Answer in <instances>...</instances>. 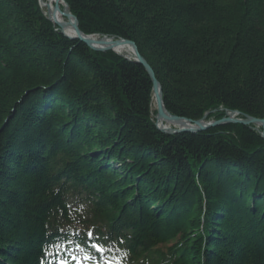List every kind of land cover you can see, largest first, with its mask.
Returning <instances> with one entry per match:
<instances>
[{
  "label": "trees",
  "instance_id": "trees-1",
  "mask_svg": "<svg viewBox=\"0 0 264 264\" xmlns=\"http://www.w3.org/2000/svg\"><path fill=\"white\" fill-rule=\"evenodd\" d=\"M64 1L85 34L136 43L170 113L264 118V0ZM153 93L38 0H0V264L77 243L115 264H264L261 131L163 132Z\"/></svg>",
  "mask_w": 264,
  "mask_h": 264
},
{
  "label": "water",
  "instance_id": "water-1",
  "mask_svg": "<svg viewBox=\"0 0 264 264\" xmlns=\"http://www.w3.org/2000/svg\"><path fill=\"white\" fill-rule=\"evenodd\" d=\"M58 1H62L64 4L63 9H64V14L66 17H71L74 19L73 22V26H74V31L75 34L73 36H68L64 33V31L60 28L61 33H63L64 35L68 36L69 38L72 39H80L82 41H84L86 44H88L92 49L96 50V51H106V50H114L115 52H117L113 45H118L120 43H127V44H131L133 45V48L135 50V56L134 57H128L125 56L128 59H134L136 62L142 64L145 66L146 70L148 71L152 81H153V92H158L159 90V94L156 96L157 99V117H163L167 120H185L188 123V127H184V128H180V129H170V130H165L162 128H159L160 130H162L163 132L166 133H177V132H181V131H191V132H199V131H204L207 130L211 127H215V126H220V125H224V124H229V123H239V124H244V125H250L251 123H259L262 125L263 127V131L261 132L263 138H264V118H258V117H254V116H250V115H246L242 118H237L234 117L232 115H228V117H222L219 120H205V117L207 114H205V116L202 119H198V120H191L185 117H180L177 116L175 114L170 113L164 104V100H163V94H162V86L161 83L159 82V80L156 78V75L154 73V70L152 69V67L148 64V62L145 60V58L139 53L137 45L134 41L130 40V39H125V38H116L114 43L111 44H102L104 38H106L108 35H104L99 42H92L91 41V37L92 35H96V34H85L80 26H79V20L78 18L71 12V10L68 7V4L64 1V0H58ZM60 7L59 3L56 4V9L58 10ZM53 22V21H52ZM54 23V22H53ZM57 26L60 27V24H56ZM113 38V37H112ZM102 44V45H101ZM118 53V52H117ZM120 54V53H119ZM122 55V54H121ZM232 113H237L240 114L239 111L237 110H233L231 111Z\"/></svg>",
  "mask_w": 264,
  "mask_h": 264
},
{
  "label": "bare ground",
  "instance_id": "bare-ground-1",
  "mask_svg": "<svg viewBox=\"0 0 264 264\" xmlns=\"http://www.w3.org/2000/svg\"><path fill=\"white\" fill-rule=\"evenodd\" d=\"M60 5L59 9H56V4ZM64 3L62 1H58V0H40V6L42 8H46V16L49 17V19L51 21L54 22V24H60V28L64 31V33L68 36H73L75 34L74 31V26H73V22L74 19L71 17H66L64 14V9H63V5ZM103 36L100 35H92L91 37V41L96 43L99 42V40L102 38ZM115 39L112 37L107 36L106 38H104L102 44L106 45V44H111L114 43ZM101 44V45H102ZM114 49L125 56L128 57H134L135 56V50L133 48V45L131 44H127V43H120L118 45H113ZM159 94V90L158 92H154L153 93V108L155 109L157 107V99L156 96ZM220 110H223L220 109ZM216 111V110H215ZM158 114V113H157ZM228 115H232L234 117L237 118H242L240 114L237 113H232L231 111L225 110V116L224 117H228ZM207 116V115H206ZM155 120L157 123V126L159 128L165 129V130H170V129H180V128H184V127H188V123L185 120H167L163 117H157V115H155ZM205 120H208L207 117H205ZM209 121V120H208ZM254 124V126L259 129L261 132L263 131V127L261 124H257V123H251Z\"/></svg>",
  "mask_w": 264,
  "mask_h": 264
},
{
  "label": "snow or ice",
  "instance_id": "snow-or-ice-1",
  "mask_svg": "<svg viewBox=\"0 0 264 264\" xmlns=\"http://www.w3.org/2000/svg\"><path fill=\"white\" fill-rule=\"evenodd\" d=\"M92 235L91 232L88 233V236L90 237ZM68 244H71L72 241L69 240L67 241ZM76 248H82L83 246L79 243L75 244ZM91 248H93L95 250V252L100 253L102 256L107 253L109 251V249L107 247H105L102 243L99 242H93L91 244ZM70 251V258L72 261H76V264H83V261L80 257H78L74 252ZM84 259H95V257H93L89 252L85 251L84 252ZM58 264H70L69 259L65 258V259H59L58 260ZM97 264H100V262L97 260ZM103 264H113V260L112 259H107L105 258L103 260Z\"/></svg>",
  "mask_w": 264,
  "mask_h": 264
},
{
  "label": "rangeland",
  "instance_id": "rangeland-1",
  "mask_svg": "<svg viewBox=\"0 0 264 264\" xmlns=\"http://www.w3.org/2000/svg\"><path fill=\"white\" fill-rule=\"evenodd\" d=\"M42 8V7H41ZM42 10H43V12L46 14V8H42ZM49 18V17H48ZM97 35V34H96ZM114 39H116V38H114ZM154 109V108H153ZM156 109V108H155ZM221 119V118H220ZM211 120H213V119H211ZM216 120H219V119H216ZM263 137V136H262Z\"/></svg>",
  "mask_w": 264,
  "mask_h": 264
}]
</instances>
